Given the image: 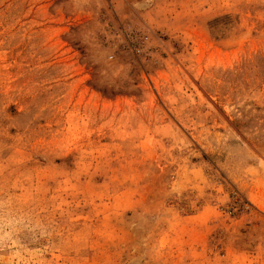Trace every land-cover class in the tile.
<instances>
[{"label":"rangeland","instance_id":"374dc122","mask_svg":"<svg viewBox=\"0 0 264 264\" xmlns=\"http://www.w3.org/2000/svg\"><path fill=\"white\" fill-rule=\"evenodd\" d=\"M0 264H264V0H0Z\"/></svg>","mask_w":264,"mask_h":264},{"label":"built area","instance_id":"2783aa9c","mask_svg":"<svg viewBox=\"0 0 264 264\" xmlns=\"http://www.w3.org/2000/svg\"><path fill=\"white\" fill-rule=\"evenodd\" d=\"M228 214H229L230 216H234V215L236 214V210H234V209H230V210L228 211Z\"/></svg>","mask_w":264,"mask_h":264}]
</instances>
